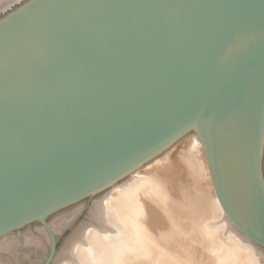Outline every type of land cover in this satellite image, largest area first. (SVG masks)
<instances>
[{
  "label": "water",
  "instance_id": "obj_1",
  "mask_svg": "<svg viewBox=\"0 0 264 264\" xmlns=\"http://www.w3.org/2000/svg\"><path fill=\"white\" fill-rule=\"evenodd\" d=\"M185 132L264 248V0H28L0 17V239Z\"/></svg>",
  "mask_w": 264,
  "mask_h": 264
},
{
  "label": "bare ground",
  "instance_id": "obj_2",
  "mask_svg": "<svg viewBox=\"0 0 264 264\" xmlns=\"http://www.w3.org/2000/svg\"><path fill=\"white\" fill-rule=\"evenodd\" d=\"M14 1L16 0H0V11ZM170 146L171 143L156 155ZM143 163L97 190L120 177L131 175ZM133 178L132 182L118 189V194L113 195L106 204L95 205L93 212L99 222L102 224L105 220L107 223L104 227L87 230L84 237L79 238L80 241L74 239L76 260L69 264H111L121 254L129 255L149 248L159 256L158 264H211L213 261L218 264H264V248L242 232L222 209L200 136L189 137L186 147L161 157L146 171ZM195 223L198 224L194 229L198 238L210 241V238L215 237L213 241L218 246L227 247L222 250L221 255L216 254L209 262L205 253L210 247L204 253L205 248L203 250L199 244L203 251L194 254L193 248L188 244L192 238L188 239L187 244L183 243ZM7 243L3 245L4 248L8 247ZM8 244L11 246V242ZM161 245L168 246L167 257L162 256L164 251ZM176 252L178 255L174 257L173 253ZM230 255L233 256L231 261L228 258ZM241 257L244 263L236 260Z\"/></svg>",
  "mask_w": 264,
  "mask_h": 264
},
{
  "label": "rangeland",
  "instance_id": "obj_3",
  "mask_svg": "<svg viewBox=\"0 0 264 264\" xmlns=\"http://www.w3.org/2000/svg\"><path fill=\"white\" fill-rule=\"evenodd\" d=\"M27 1L28 0H16L10 3L6 8L0 11V17L18 8ZM193 135L194 134L190 133H185L181 135L171 144L169 148L163 150V152L154 156L153 158L148 159L134 172H132L131 175L129 174L127 176L120 177L113 183L105 186L104 188H101L97 191H93L90 194L79 199L78 201L72 203L71 205L0 239V264H62V262H64V264H69L71 262H74L76 260V251L74 249L76 246L75 242L78 241L80 237L82 239L87 230L104 227V225H106L105 223H107L105 220L104 222H102V224L99 222L98 217L93 212L95 205L98 203L106 204L107 201L110 200L113 195L118 194V189H122L127 183L129 184L130 182H132V180L134 179L133 177L135 175L146 171L152 164H154L155 161H157L161 157H166L168 153L173 154L179 148L186 147L187 139L189 137H192ZM193 225L194 226H192V228H194H191L192 233H190L191 231H189L186 237L184 238V242H182L184 244H187L188 239L191 237L193 241L191 240V243L189 242L188 244L190 245V247L193 248L192 250L194 251V254H198L202 250L199 246H201L203 250L205 248L204 253L210 247L211 250H208L209 253H205L206 259L208 258L207 262H209V260H212L214 256H216V254L221 255L222 250L227 249V247L225 248L224 246H218L213 241L215 237L210 238L211 242L208 239L206 240L202 238L205 241L204 242L200 237L198 238L196 236V233L194 232V229L198 227V224L195 223ZM74 239L76 241H74ZM200 239L203 243H198ZM7 242H11V246ZM5 243H7L8 247L4 248L3 245ZM160 247L164 251V254L162 256L167 257V255L169 254L168 246L163 247L161 245ZM215 247L217 249H215ZM139 253H141L142 255ZM153 253V250L149 248L138 252L130 253L129 255L132 256L121 254L119 259L116 260V262L112 261L113 263L111 264H151L152 262V264H158L157 262L159 256ZM173 254L174 257L178 255L177 252ZM146 255L150 257H147ZM228 258L230 259L229 261L233 260V256L231 255ZM236 260L240 263H244L242 257L239 259L237 258ZM220 261L221 259L218 260V262ZM211 264L218 263H214L213 261V263Z\"/></svg>",
  "mask_w": 264,
  "mask_h": 264
}]
</instances>
